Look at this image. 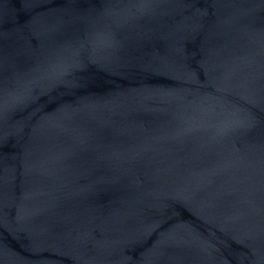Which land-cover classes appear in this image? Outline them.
Listing matches in <instances>:
<instances>
[{
	"label": "water",
	"instance_id": "water-1",
	"mask_svg": "<svg viewBox=\"0 0 264 264\" xmlns=\"http://www.w3.org/2000/svg\"><path fill=\"white\" fill-rule=\"evenodd\" d=\"M0 264H264V0H0Z\"/></svg>",
	"mask_w": 264,
	"mask_h": 264
}]
</instances>
